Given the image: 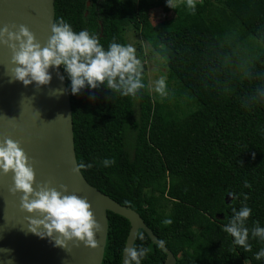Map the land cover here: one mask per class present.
I'll use <instances>...</instances> for the list:
<instances>
[{
  "label": "trees",
  "instance_id": "16d2710c",
  "mask_svg": "<svg viewBox=\"0 0 264 264\" xmlns=\"http://www.w3.org/2000/svg\"><path fill=\"white\" fill-rule=\"evenodd\" d=\"M159 8L173 13L175 28L157 33L150 13ZM54 12V23L62 17L75 32L97 35L105 50L112 42L126 45L123 32L133 29L197 105L178 117L153 102L144 65L145 88L135 97L104 85L74 95L61 66L76 161L93 165L80 171L85 181L138 213L175 264H264L254 258L264 240L249 231L245 251L223 231L233 209L245 205L252 209L245 226L264 227V0H201L194 14L186 0L175 8L164 0H54ZM104 159L115 163L104 167ZM129 228L108 212L102 264H121ZM134 244L152 248L141 264L166 260L146 234Z\"/></svg>",
  "mask_w": 264,
  "mask_h": 264
},
{
  "label": "water",
  "instance_id": "95a60500",
  "mask_svg": "<svg viewBox=\"0 0 264 264\" xmlns=\"http://www.w3.org/2000/svg\"><path fill=\"white\" fill-rule=\"evenodd\" d=\"M54 17V0H0V28L7 25L18 31L20 25H25L42 47L53 34ZM14 67L11 49L0 45V141L11 138L19 142L34 168L36 190L37 185L49 184L62 194L86 197L102 232L96 234L98 248L73 240L68 242L67 250L56 246L53 238L33 234L27 218H41L39 213L22 210L23 193L13 194L9 190L14 185V173L4 174L0 169V264H102L108 212L126 219L130 225L121 264L127 259L124 249L134 245L138 229L142 228L157 245L158 238L138 213L102 194L85 181L81 172L73 171L77 161L72 110L61 66L50 67V83L39 88L34 81L25 86L13 80L10 75ZM54 90L62 91L52 94ZM61 185L67 187V192H63ZM161 250L166 254L163 264L176 263L165 246Z\"/></svg>",
  "mask_w": 264,
  "mask_h": 264
},
{
  "label": "clouds",
  "instance_id": "9594fccd",
  "mask_svg": "<svg viewBox=\"0 0 264 264\" xmlns=\"http://www.w3.org/2000/svg\"><path fill=\"white\" fill-rule=\"evenodd\" d=\"M168 6L177 7L174 0H168ZM186 6L194 14L196 0H186ZM52 33L46 46L42 47L25 25H20L18 31L10 30L7 25L0 28V45H5L12 51V64L15 67L11 69L10 76L13 80L21 81L25 86L34 81L39 88L50 83L52 79L50 67L63 66L70 78L71 92L74 95L85 86L97 89L104 85L123 96L135 97L145 88L143 64L137 56L136 48L131 44L112 42L105 50L97 35L87 30L75 32L62 17L53 23ZM166 88V77L162 76L156 81L155 91L161 96H166ZM61 91L54 90L52 94H59ZM114 163V159L102 161L104 167ZM92 166L79 162L73 171L80 172ZM0 169L4 174L14 173V185L9 190L13 194L23 193L22 210L30 214L39 213L41 217L27 218L30 232L41 238L45 236L53 238L56 246L66 250L68 242L73 240L83 242L86 247L92 249L98 248L96 234L102 232V227L97 222L87 198H81L76 194H62L49 184L37 185L39 190H36L33 187L36 183L34 168L18 141L11 138L0 141ZM60 187L63 192H67L65 185ZM244 187L251 185L245 181ZM251 212L252 209L246 205L239 211L234 208V215L223 227V231L234 237L235 244L243 247L245 251H251V245L248 243L249 231L253 238L264 240V227H260L258 222L251 230L245 226ZM163 223L170 225L172 220L166 219ZM136 239L145 240L142 228L137 230ZM156 244L162 249L165 241L159 240ZM151 252V247L143 245L134 244L131 248L126 247L124 253L127 259L124 260V264H141V260ZM254 258L256 260L264 258V248L256 253Z\"/></svg>",
  "mask_w": 264,
  "mask_h": 264
},
{
  "label": "rangeland",
  "instance_id": "374dc122",
  "mask_svg": "<svg viewBox=\"0 0 264 264\" xmlns=\"http://www.w3.org/2000/svg\"><path fill=\"white\" fill-rule=\"evenodd\" d=\"M133 1L136 2L137 0ZM147 1L150 2L156 0ZM164 1L168 4V0ZM181 1L182 0H174L176 5ZM150 20L151 24L156 28L157 33H162L175 28L177 22L173 13H166L162 8L152 10L150 13ZM123 37L126 45L131 44L136 48L137 53L140 52L141 54V61L145 66L147 88L152 101L163 105L165 110H171L178 117H182L183 115L194 111L197 108V105L193 97L178 83L168 78L166 59L154 51L150 42L144 39L140 34L136 33L133 29L129 28L123 32ZM254 42L258 43L257 41ZM162 76L166 77V96H161L155 91L156 81ZM152 120L155 124V128L158 129L157 116L154 115ZM152 194L149 192L148 198H151Z\"/></svg>",
  "mask_w": 264,
  "mask_h": 264
},
{
  "label": "built area",
  "instance_id": "2783aa9c",
  "mask_svg": "<svg viewBox=\"0 0 264 264\" xmlns=\"http://www.w3.org/2000/svg\"><path fill=\"white\" fill-rule=\"evenodd\" d=\"M196 2H201V0H196Z\"/></svg>",
  "mask_w": 264,
  "mask_h": 264
}]
</instances>
